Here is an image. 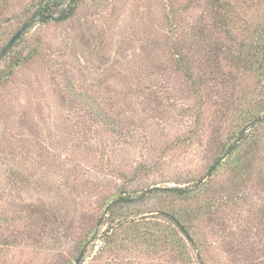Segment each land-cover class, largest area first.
Returning <instances> with one entry per match:
<instances>
[{"label": "rangeland", "instance_id": "1", "mask_svg": "<svg viewBox=\"0 0 264 264\" xmlns=\"http://www.w3.org/2000/svg\"><path fill=\"white\" fill-rule=\"evenodd\" d=\"M60 1V9L71 2ZM182 1L79 0L73 16L36 20L0 53L1 71L16 50L30 57L0 80V217L8 218L0 264H66L121 189L184 186L209 170L218 113L210 102L198 113L175 66L172 45L182 35L188 53L206 55L189 39L200 9L181 15L179 30L171 24L170 5ZM38 3L0 0V49ZM238 79L210 83L213 99L222 90L233 98ZM257 166L264 175V164ZM218 176H229L227 169ZM249 183L256 187L248 184L234 207L193 223L196 264H264V214L254 208L258 200L264 205V188ZM94 245L82 264H178L145 246L113 259L99 253L102 238Z\"/></svg>", "mask_w": 264, "mask_h": 264}, {"label": "trees", "instance_id": "2", "mask_svg": "<svg viewBox=\"0 0 264 264\" xmlns=\"http://www.w3.org/2000/svg\"><path fill=\"white\" fill-rule=\"evenodd\" d=\"M78 1L71 0L66 8L60 9V0H39L14 41L11 39L1 46L0 53L8 54L18 44L16 39L36 20L47 21L57 12L56 18L60 20L73 16ZM181 3L178 7L170 5L171 24L179 30L180 16L192 7L200 9L195 35L189 39L192 45L199 43L198 47L206 55L197 58L188 53L184 47L186 37L182 35L172 45L177 55L175 66L189 83L198 113L208 110L209 102L215 106L213 112L218 113L216 130L209 135L215 148L214 161L205 174L183 182L188 185L154 186L141 194L130 188L121 189L111 201L105 202L104 215L79 237L66 264H74L76 260L82 264L99 238H102L99 253L109 252L113 259L121 258L124 252L138 253L145 246L148 251L164 254L178 264H196L191 254V249L199 248L192 227L195 220L205 215L213 219L221 215V210L234 207L245 199L249 182L261 184L258 189L264 188L263 169L257 166L264 164V0H184ZM29 59L22 50H16L6 64L7 69L0 70V80ZM221 77L223 84L239 78L240 89L233 98L229 91L222 90L213 99L214 86L210 87V83ZM99 111L98 114L102 112ZM222 168L227 169L229 176L220 180L216 176ZM150 194L156 199L149 201ZM262 201H256L254 208L264 214ZM150 210L158 212L137 217ZM6 219L0 217V232L7 224ZM85 247H88L86 252Z\"/></svg>", "mask_w": 264, "mask_h": 264}, {"label": "water", "instance_id": "3", "mask_svg": "<svg viewBox=\"0 0 264 264\" xmlns=\"http://www.w3.org/2000/svg\"><path fill=\"white\" fill-rule=\"evenodd\" d=\"M14 39H15V37H14V38L11 40V42H13V41H14ZM83 252H84V251H83ZM83 252H82V254H83ZM82 254H81V255H82Z\"/></svg>", "mask_w": 264, "mask_h": 264}]
</instances>
